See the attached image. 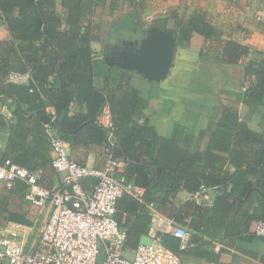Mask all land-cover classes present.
I'll return each instance as SVG.
<instances>
[{"label": "trees", "instance_id": "obj_1", "mask_svg": "<svg viewBox=\"0 0 264 264\" xmlns=\"http://www.w3.org/2000/svg\"><path fill=\"white\" fill-rule=\"evenodd\" d=\"M121 1L132 10L131 27L123 31L135 36L146 24L147 1L0 0V26L8 34L0 39V100L13 108L10 118L0 114V128L8 134L0 163L10 160L34 175L53 169L48 126L80 166L91 149L104 148L123 163L119 176L144 190L142 203L123 195L116 205L115 219L128 232V251L147 237V205L153 203L189 233L182 251L179 239L162 235V244L177 256L218 262L220 255L209 250L214 243L243 253L237 243L264 239L251 232L255 222H264V116L253 129L231 102L197 135L177 124L169 136L160 135L145 113L147 101L136 84L142 77L104 62L119 52L110 53L109 38L124 27L111 28L104 38L95 13L107 7L114 15ZM149 30L172 33L176 47H188L193 35L201 36L205 44L199 57L235 68L244 88L241 104L253 117L262 115L264 52L240 43L236 35L247 34L241 25H229L226 36L205 9L180 13L179 7L168 6ZM94 44L102 46L101 53ZM11 73H29L28 83L7 82ZM96 76L104 80L102 88L96 86ZM105 109L109 127L100 122ZM94 182L87 179L82 185L89 189ZM214 188L207 206L178 199L182 192ZM15 190L24 198L27 186L16 180L0 193V218ZM6 220L23 223L12 214Z\"/></svg>", "mask_w": 264, "mask_h": 264}, {"label": "built area", "instance_id": "obj_2", "mask_svg": "<svg viewBox=\"0 0 264 264\" xmlns=\"http://www.w3.org/2000/svg\"><path fill=\"white\" fill-rule=\"evenodd\" d=\"M29 73H11L7 82L26 84ZM50 142L52 168L61 177V185L44 188L37 177L26 169L5 160L0 163V192L20 180L27 186L24 200L44 213L49 206L47 220L37 229L25 249L24 240L31 232L21 223L0 225V264H183L179 256L168 250L162 235L180 241L179 250L188 244L189 233L163 215L153 203L147 205L150 225L148 243L128 251V232L115 219L116 205L123 195L143 202L144 190L127 183L119 176L123 163L113 159L107 151L102 168L80 166L72 157L68 144L55 131L46 127ZM95 182L85 189L82 182ZM214 189L189 196L200 205H210ZM251 232L264 238V222H255Z\"/></svg>", "mask_w": 264, "mask_h": 264}, {"label": "crops", "instance_id": "obj_3", "mask_svg": "<svg viewBox=\"0 0 264 264\" xmlns=\"http://www.w3.org/2000/svg\"><path fill=\"white\" fill-rule=\"evenodd\" d=\"M205 10L210 15L212 14L207 8ZM211 16L214 18L215 15ZM2 28L3 31L0 33V39H7L8 34L5 28ZM228 31V33L224 32L226 36L230 34L229 29ZM247 34H249V31H247ZM247 34L245 36L242 35L243 37H241V34H237L236 36L240 43L251 47L253 43ZM204 44V39L201 36L193 35L188 47H176L174 62L171 68L173 74L170 77L168 75L164 80L157 83L142 79L145 82L140 90L147 101L145 113L149 117L150 122L155 126L157 132L162 136H169L174 124L187 128L190 134L197 135L201 130L206 129L212 119L217 118L222 105L231 104V102L237 104L240 116L243 110L245 116L249 114L248 109L241 104L244 88L241 85L240 79L235 74L236 69L228 65L211 63L207 59H200L199 52L204 47ZM93 47L97 52L101 53L102 46L100 44H94ZM257 50L264 52V46ZM97 59H101V57ZM201 70H206L207 74H200ZM202 76L210 77L208 83L200 79ZM95 84L98 88H102L104 86L102 77L96 76ZM260 108L264 116V103ZM12 109L6 106L5 101L0 100V114L10 118ZM100 122L105 127L110 126L107 109L104 110ZM170 122H173L171 127L169 126ZM7 138V130L0 128V162L2 161L1 151L7 142ZM106 158L107 150L95 147L89 151L84 167L100 169L103 167ZM35 175L40 185L44 188L61 185V177L54 169L49 168L43 174L36 173ZM3 192L1 191L0 193L2 194ZM189 196V194L182 192L178 195V199L186 201L189 199ZM7 210V214H4L0 218V223L6 221V224H8L12 222L6 220L8 214L16 215L22 219L23 223L31 231L22 243L25 249H27L37 229L49 217V206L44 213H40L37 208L24 200L22 194L15 190V192L9 195ZM143 242L148 243L149 239L145 237L142 239ZM237 244L244 249L243 253L236 251L227 244L214 243L211 245L209 250H212L214 254L218 253L220 255L218 262H206L198 257L187 254H182L179 258L183 264H264V239ZM222 249H225L227 252H221Z\"/></svg>", "mask_w": 264, "mask_h": 264}, {"label": "rangeland", "instance_id": "obj_4", "mask_svg": "<svg viewBox=\"0 0 264 264\" xmlns=\"http://www.w3.org/2000/svg\"><path fill=\"white\" fill-rule=\"evenodd\" d=\"M147 1V9L145 11V25L142 28V31L133 36L132 34L126 33L123 31L127 26L130 28L131 26L128 24L129 21L132 23V18L129 14H131V9H128L127 3L124 1L119 2V9L114 13V15L109 14V9L98 8L95 13V22L99 23L101 26V31L103 33L102 36L107 37V34L113 27H118V29L123 26L124 28L120 32L113 33L111 38L110 53L117 52L121 49H129L136 50L140 45V41L143 40L148 31H145L147 27L150 26L151 21L164 13V9L168 6L179 7V12L183 13L186 10L190 11L193 8H207L211 15H215L217 24L223 29L225 33H228L229 25H232V28L241 25L247 31H249V38L252 41V48L257 50L258 48H262L264 46V0H142ZM228 28V29H227ZM3 31L2 26H0V33ZM137 35V36H136ZM241 37H243L241 35ZM103 50V49H102ZM201 59V58H200ZM173 74L171 71L169 74ZM196 75V73L194 72ZM202 75H206V70H201ZM205 77V79H204ZM194 78V77H193ZM208 76H202L200 79L205 80L206 83L209 81ZM168 79V78H167ZM195 79V78H194ZM145 81L142 78H136V84L139 89L142 88V85ZM211 87V86H210ZM244 111V110H243ZM241 111V117L243 120L247 121L249 126L253 129H257L262 119V116L253 117L250 113L245 116ZM210 123V122H209ZM208 123V125H209ZM173 122L169 123L171 127ZM207 125V126H208ZM168 136V135H166ZM20 240H25V238H21ZM146 243V242H143Z\"/></svg>", "mask_w": 264, "mask_h": 264}, {"label": "water", "instance_id": "obj_5", "mask_svg": "<svg viewBox=\"0 0 264 264\" xmlns=\"http://www.w3.org/2000/svg\"><path fill=\"white\" fill-rule=\"evenodd\" d=\"M176 46L172 33L149 30L136 50L123 48L104 62L108 67L135 72L143 79L157 83L170 74Z\"/></svg>", "mask_w": 264, "mask_h": 264}, {"label": "flooded vegetation", "instance_id": "obj_6", "mask_svg": "<svg viewBox=\"0 0 264 264\" xmlns=\"http://www.w3.org/2000/svg\"><path fill=\"white\" fill-rule=\"evenodd\" d=\"M114 55V54H113Z\"/></svg>", "mask_w": 264, "mask_h": 264}]
</instances>
